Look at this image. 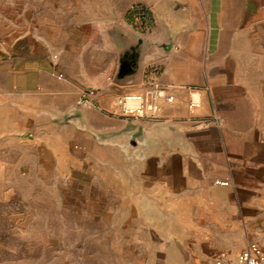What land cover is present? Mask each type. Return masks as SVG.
Returning <instances> with one entry per match:
<instances>
[{
  "label": "crops",
  "instance_id": "1",
  "mask_svg": "<svg viewBox=\"0 0 264 264\" xmlns=\"http://www.w3.org/2000/svg\"><path fill=\"white\" fill-rule=\"evenodd\" d=\"M146 5L145 33L107 16L76 14L74 5L72 13L53 11L30 22L0 15V52L9 53L12 69L19 68L20 98L27 106L22 120L47 125L46 139L60 146L77 143L86 159L98 161V152L115 149L122 197L131 199L158 241L180 248L193 262L213 257L237 264L248 242L264 250V178L255 174L264 167V96L253 85L251 65L245 75L226 61L213 68L205 61L211 53L250 51L236 43L251 36V0ZM112 31L140 37L143 46L134 74L118 82ZM95 36L101 52L87 48ZM224 38L235 46L220 52ZM88 89L96 94L82 105ZM128 94L144 97L141 116L122 112L118 100ZM152 104L156 110L149 109ZM66 116L63 130L51 127Z\"/></svg>",
  "mask_w": 264,
  "mask_h": 264
},
{
  "label": "rangeland",
  "instance_id": "2",
  "mask_svg": "<svg viewBox=\"0 0 264 264\" xmlns=\"http://www.w3.org/2000/svg\"><path fill=\"white\" fill-rule=\"evenodd\" d=\"M251 3V36L236 43L250 51L211 53L205 62L213 68L226 61L245 75L251 65L253 85L264 96V0ZM146 4L147 0H0V15L30 22L50 17L53 11L72 13L74 5L76 14L107 16L145 33ZM8 6L13 14L6 12ZM4 33L0 25V35ZM219 41L220 52L235 46L231 39ZM88 42L91 52H101L99 38ZM9 57L0 52V264H209L213 257L193 262L180 248L158 241L134 213L131 199L122 197L115 149L98 152V161L86 159L77 143L60 146L46 139L47 125L22 120L27 106L20 98L19 68L12 69ZM69 119H55L50 125L63 130ZM255 174L264 178V167Z\"/></svg>",
  "mask_w": 264,
  "mask_h": 264
},
{
  "label": "built area",
  "instance_id": "3",
  "mask_svg": "<svg viewBox=\"0 0 264 264\" xmlns=\"http://www.w3.org/2000/svg\"><path fill=\"white\" fill-rule=\"evenodd\" d=\"M96 90H86L81 98V104H89L92 102ZM168 102L173 101V96H166ZM118 104L122 112L127 116H141L146 107V101L142 95L128 94L118 100ZM196 102H191L190 107L195 108ZM150 110H156V105H149ZM214 184L219 186H228L227 180H214ZM209 264H226L222 258H213ZM237 264H264V250L257 243L248 242L237 257Z\"/></svg>",
  "mask_w": 264,
  "mask_h": 264
},
{
  "label": "water",
  "instance_id": "4",
  "mask_svg": "<svg viewBox=\"0 0 264 264\" xmlns=\"http://www.w3.org/2000/svg\"><path fill=\"white\" fill-rule=\"evenodd\" d=\"M112 35L119 50L118 69L114 77V81L118 82L134 74L139 57L143 52V46L140 37L133 38L130 35H121L118 31H112ZM127 57L132 59L127 60Z\"/></svg>",
  "mask_w": 264,
  "mask_h": 264
},
{
  "label": "flooded vegetation",
  "instance_id": "5",
  "mask_svg": "<svg viewBox=\"0 0 264 264\" xmlns=\"http://www.w3.org/2000/svg\"><path fill=\"white\" fill-rule=\"evenodd\" d=\"M126 59H127V60H131L132 58H131V57H127Z\"/></svg>",
  "mask_w": 264,
  "mask_h": 264
}]
</instances>
